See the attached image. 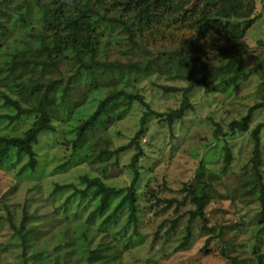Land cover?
<instances>
[{
    "label": "trees",
    "instance_id": "1",
    "mask_svg": "<svg viewBox=\"0 0 264 264\" xmlns=\"http://www.w3.org/2000/svg\"><path fill=\"white\" fill-rule=\"evenodd\" d=\"M255 12L254 0H0V125L8 122L13 127L10 135L0 136V165L7 159L25 157L27 162L19 174L36 173L40 164L36 148L44 134L59 132L55 122L67 126L64 131L67 144L74 151L71 159L61 167L65 171L71 165L91 166L96 163L103 170L113 168L118 166L119 155L136 145L137 151L127 167L132 173L130 187L117 189L106 183L108 177L85 176L82 178L86 185L84 189L74 186L58 188L59 191L74 188V194L64 205L68 209L76 198L79 207L87 201L96 204L87 222L77 227L76 236L71 238L76 246L79 245L81 264L118 263L122 251L118 246L122 239L117 236L116 229L123 215H129L125 227L133 225L135 235L140 236L141 215L149 210L147 206L143 207V201L138 196L140 161L145 156L140 145L147 122L154 112L143 96L131 92L135 85L124 88L122 85H119L121 88L113 86V90L106 94L107 86L100 84L99 70L115 69L122 75V69L137 73L154 64L156 72L171 81H186L188 86L185 88H162L167 93L182 94L180 107L167 114H155L160 122L167 123L173 130L175 123L193 110L191 95L195 89L204 86L208 95L225 93L229 89L237 90L250 79L252 72L243 70V55L231 53L229 49L232 45L244 46L240 40L255 24L258 18ZM168 27L174 29L172 35L176 37L178 34L181 44L177 49L157 52L152 63L144 56L145 51L137 37L150 34L152 30L158 34L162 28ZM15 36L24 39L18 42ZM111 38L130 44V50L124 52L127 57L134 54L135 49L143 50L144 63L106 61ZM225 42L226 47L223 46ZM62 70L66 71V76ZM138 103L146 108L139 131L131 144L112 151L110 141L103 135L124 120ZM263 108L264 104L251 108L241 120L233 121L223 136L231 138L236 133L239 136L248 133L253 113ZM29 121L26 130L19 133L17 125ZM263 128L264 123L259 124L251 133L254 147L247 178L252 180V185L244 188L246 194L260 202L258 233H264ZM219 132L218 126L216 137ZM78 152L81 154L75 161ZM112 158L116 161L109 162ZM233 160L227 146L223 154L224 173L229 171ZM203 174L200 167L196 172L197 178ZM207 187V184L185 185L188 198L183 202L163 201L154 194L152 196L157 205L166 203L169 209L176 204L177 210L187 205V199H190L195 210L190 212L189 223L191 225L200 219L205 231ZM57 214L55 211L53 216L31 229H26L25 222L17 228L9 220L15 231L12 238L17 242L16 246L22 247L26 264L29 253L35 254L33 264H57L61 260L60 254L55 258L48 250L53 238L44 242L43 249H38L40 242L34 238L35 234L43 236L54 227ZM29 219L31 216L26 214L25 221ZM98 220L100 223L95 228ZM178 223L173 222L172 228L175 229ZM65 228L67 231L68 226ZM58 232L61 235L62 231ZM220 235L218 231L216 236ZM96 236L105 237L108 241L94 246ZM190 239L191 228L188 226L182 247L188 246ZM261 247H264V242ZM228 261V264H236L234 258H228ZM257 262L264 264V254L257 256Z\"/></svg>",
    "mask_w": 264,
    "mask_h": 264
},
{
    "label": "rangeland",
    "instance_id": "2",
    "mask_svg": "<svg viewBox=\"0 0 264 264\" xmlns=\"http://www.w3.org/2000/svg\"><path fill=\"white\" fill-rule=\"evenodd\" d=\"M254 1L255 16L258 18L240 40L244 46L232 45L229 49L232 50L231 53L243 55V70L252 72L250 79L238 86L237 90L229 89L225 93L208 95L204 86L195 89L191 95L193 110H189L181 121H177L173 130L167 123L160 122L155 114H167L180 107L182 94L167 93L162 88H185L188 86L186 81H171L165 75L157 73L154 64L137 73L122 69V75L116 73L115 69L99 70L100 84L107 86L106 94L110 89L113 90V86L124 88L135 85L131 92L143 96L154 112L147 122L146 133L140 145L145 156L140 161L138 196L143 201V207L147 206L149 210L141 215L142 221L138 228L140 236L135 235L133 225L125 227L129 215H123L116 229L117 236L122 239L118 246L122 251L116 264H228V258L236 259V264H258L257 256L264 254V247L259 248L264 242V233H258L257 226L261 212L260 202L252 199L244 189L247 185H252V180L247 178L254 147L251 133L259 124L264 123V108L253 113L248 133L242 136L236 133L231 138L223 136L233 121L241 120L251 108L264 104V0ZM173 32L174 29L168 27L162 28L158 34L152 30L143 37L139 35L137 41L145 53L135 49L134 54L129 57L124 52L130 50V44L111 38L106 61L124 64L134 61L142 64L143 53L153 63L157 52L180 46L178 34L175 37ZM14 39L21 42L24 37L15 36ZM223 46L226 47V42ZM62 71L66 76V71ZM229 92H232L231 95ZM145 111V106L139 103L134 105L124 120L110 127L107 134L103 135L110 141L112 151L131 144L141 127ZM30 122L17 125L19 133L26 130ZM55 124L59 132L55 135L44 134L36 148L40 160L36 173L19 174L27 162L25 157L7 159L0 165V264H26L22 247L16 246L17 242L12 238L15 231L9 220L17 228L25 222L26 229H31L53 216L55 211L58 212V217L54 227L43 236L35 234L34 238L40 242L38 249H43L44 242L53 238L48 250L55 258L58 254L62 256L57 264H81L78 257L79 245L76 246L71 238L76 236L77 227L84 226L87 222L89 213L96 204L87 201L79 207L76 204L79 200L76 198L68 209L64 205L74 194V188L60 191L58 188L74 186L84 189L86 185L82 178L85 176L108 177L106 183L117 189L128 188L132 184V173L127 167L137 151L136 145L121 153L118 166L113 168L103 170L96 163L91 166L71 165L65 171L61 167L71 159L74 151L67 144L64 133L67 126L61 122ZM218 126L220 132L216 137ZM12 130L13 127L8 122L1 123L0 136L10 135ZM261 143L264 161V128ZM227 146L234 160L229 171L224 173L223 154ZM80 154H75V161ZM115 161L112 158L109 162ZM200 167L204 174L197 178L196 172ZM261 172L264 180V165ZM190 183L208 185V201L204 211L207 216L205 231L200 219L193 221L191 225L189 223L190 212L195 210L190 199H187V205L177 210L176 204L169 209L166 208V203L157 205L152 196L154 194L163 201L183 202L188 198V192L184 191L185 185ZM255 190L258 191L259 188L256 187ZM26 214L31 216L28 221H25ZM176 221L179 223L173 229L172 223ZM99 223L98 220L94 224L95 228ZM188 226L191 228V239L188 246L182 247ZM58 230L62 231L61 235ZM218 231L221 232L220 237L216 236ZM106 241L108 239L105 237L96 236L94 246ZM34 256L28 254V264L35 263Z\"/></svg>",
    "mask_w": 264,
    "mask_h": 264
}]
</instances>
